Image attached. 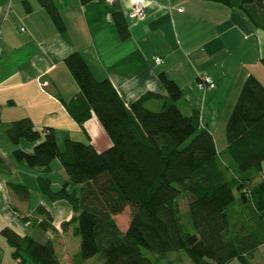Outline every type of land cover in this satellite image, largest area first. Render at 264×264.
I'll return each mask as SVG.
<instances>
[{"label":"trees","instance_id":"obj_1","mask_svg":"<svg viewBox=\"0 0 264 264\" xmlns=\"http://www.w3.org/2000/svg\"><path fill=\"white\" fill-rule=\"evenodd\" d=\"M209 1L240 10L264 30V0ZM38 2L58 30L65 31L53 0ZM113 16L119 36L127 38L123 16ZM65 63L80 88L65 104L68 111L79 123L94 112L112 144L99 151L92 143L69 139L61 150L54 129L43 133L29 117L12 121L5 132L14 144L38 141L31 153L16 148L17 161L48 170L57 158L64 167L68 178L60 190H52L43 177L39 183L51 200L65 199L72 206L73 215L62 228L72 225L80 237L74 264L97 254L104 264H154L143 248L157 259L182 251L193 264H231L234 259L255 264L264 244V84L254 75L247 77L226 124L227 146L218 151L213 134L201 127L199 112L186 114L179 108L181 88L164 72L159 78L167 95L148 91L127 104L109 79L95 78L80 53L71 54ZM261 63L264 66V58ZM70 185L80 190L69 191ZM10 187L28 198L27 187ZM180 199L186 201L194 232L185 228ZM126 209L130 221L123 230L115 215ZM23 219L41 230H56L44 205ZM1 232L20 264L26 259L60 264L52 240L42 243L10 226Z\"/></svg>","mask_w":264,"mask_h":264},{"label":"crops","instance_id":"obj_2","mask_svg":"<svg viewBox=\"0 0 264 264\" xmlns=\"http://www.w3.org/2000/svg\"><path fill=\"white\" fill-rule=\"evenodd\" d=\"M146 2V18L136 20L129 16L132 0H53L66 27L60 32L38 0H0V264H20L1 232L5 226L42 243L52 240L63 256L78 252L73 226L62 228L73 215L72 206L65 199L51 200L39 183L43 177L52 190L63 187L68 175L60 160L53 159L48 170L17 161L16 148L31 153L38 141L14 144L5 132L12 121L29 117L43 133L54 129L61 150L69 139L92 143L99 151L112 144L94 112L79 123L68 111L65 104L80 94L65 63L68 56L80 53L95 78L109 79L127 104L148 91L167 95L159 78L164 72L181 88L179 108L199 112L201 127L213 134L218 151L227 146L226 124L247 77L264 84V30L240 10L209 0ZM116 12L127 24L125 39L119 36ZM199 74L210 75L216 88L199 89ZM11 184L27 187L28 198L19 197ZM39 205L51 212L56 230L44 231L23 219L35 215ZM63 256L58 255L60 264ZM24 264L33 263L26 259ZM68 264H74L71 257Z\"/></svg>","mask_w":264,"mask_h":264},{"label":"rangeland","instance_id":"obj_3","mask_svg":"<svg viewBox=\"0 0 264 264\" xmlns=\"http://www.w3.org/2000/svg\"><path fill=\"white\" fill-rule=\"evenodd\" d=\"M180 205H181V211L183 215V223L185 225L186 230L189 232H194L193 226L189 222L188 215L186 214L187 209H188L186 201L184 199H180ZM129 214H130V210L126 209L124 212L116 215L115 219L122 229L127 227L128 220H129ZM76 239L78 240L77 250L79 251L80 250V237H77ZM73 247L74 246L72 245L71 248L73 249ZM142 250L145 256L153 260L154 264H168L169 261H173L176 264H193L191 260L182 251L181 252H171L167 257L157 259L156 254L151 252L150 250L145 249V248H143ZM72 252L73 251L70 250L68 253L69 255L66 254V256H63L62 249L58 247V251H57L58 255L63 256V260L61 264H68L70 257L73 261L75 260L74 256L72 255L73 254ZM18 260L20 261V259ZM258 262L260 263L264 262V248L262 249L260 248L258 252L256 253V259L254 263L257 264ZM82 264H104V263H103V259L101 258V256L97 254L89 259L84 260ZM231 264H242V263L238 259H234L232 260Z\"/></svg>","mask_w":264,"mask_h":264},{"label":"built area","instance_id":"obj_4","mask_svg":"<svg viewBox=\"0 0 264 264\" xmlns=\"http://www.w3.org/2000/svg\"><path fill=\"white\" fill-rule=\"evenodd\" d=\"M109 3L114 2L115 0H106ZM132 7L130 9L129 12V16L133 19L136 20H143L146 18L147 15V11H146V6H147V2L146 0H132ZM23 30V28H21ZM0 36H1V32H0ZM2 54V50L0 48V56ZM157 62L161 61L160 57L156 58ZM197 87L201 90H206V89H214L216 88V82L214 81V79L207 74H199L197 77ZM263 174H264V168H263ZM3 182L0 180V192L3 189Z\"/></svg>","mask_w":264,"mask_h":264}]
</instances>
